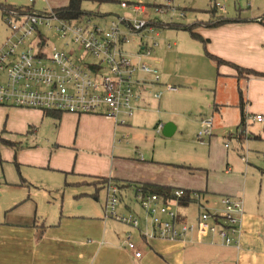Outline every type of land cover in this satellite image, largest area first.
<instances>
[{"label":"crops","instance_id":"crops-1","mask_svg":"<svg viewBox=\"0 0 264 264\" xmlns=\"http://www.w3.org/2000/svg\"><path fill=\"white\" fill-rule=\"evenodd\" d=\"M62 1L51 10L68 5V0ZM220 19L231 22L195 28L194 32L207 40L205 46L191 39L187 31L188 40L198 46L182 42L193 48L194 58L204 60L208 72L212 71L209 81L213 80L214 85L208 81L210 86L203 88L204 105L209 110L213 107L211 136L217 137L208 140L209 164L198 163L191 155L187 157L183 148V153L167 158L145 150L150 160L137 159L136 149L148 143L153 145L162 123H173V134L179 129L172 116L159 110L163 96L154 100L151 94H144L141 108L136 111L144 113V117L146 112L157 117L156 132L150 133L145 126L130 123L132 118L122 126L111 118L96 115L74 116L0 106V264H264V206L253 208L247 204L246 210L242 198L247 191L246 177L234 172L229 147L218 143L220 138L231 140L228 134L242 124V118L246 127L247 118L264 115V78L238 76L231 66L264 73V14L224 17L212 11L207 21L200 22ZM176 25L180 26L162 29H170L169 35L176 36L173 30L183 31L186 26L172 24ZM159 37L157 32L147 33L145 40L150 44L148 40L157 42ZM138 44L134 43L132 50L125 48L133 62L138 61L135 57ZM167 44L171 45L169 49ZM176 46L167 40L162 48L178 56ZM159 48L157 42L150 55L139 60L157 67L161 81L181 84L180 74L161 70L160 61H154ZM206 53L229 65H216ZM230 115L233 127L226 126ZM255 123L261 125L264 121ZM124 135L127 136L124 140L131 144H120ZM256 138L264 142V130ZM127 147L135 148L134 151L129 148L131 156L122 152ZM217 147L221 154L217 153ZM261 156L258 158L264 161ZM241 161L248 164L242 158ZM114 178L121 179L116 181L122 186L117 188L121 197L127 191L132 194L143 184L196 191L203 195V204L216 213L222 211V197L239 199L244 213L238 243L225 245L217 235L199 240L196 234H190L180 241L152 238L144 211L140 208L142 214L136 215L127 204L119 213L136 216L138 229L117 221L105 213L108 185L94 184L101 179L115 183ZM127 181L135 182L122 184ZM124 187L128 189L122 190ZM100 190L104 193L101 196ZM174 210L186 222H196L198 208L191 199L185 207L174 205ZM129 242L141 253L140 259L133 257L127 247Z\"/></svg>","mask_w":264,"mask_h":264},{"label":"built area","instance_id":"built-area-1","mask_svg":"<svg viewBox=\"0 0 264 264\" xmlns=\"http://www.w3.org/2000/svg\"><path fill=\"white\" fill-rule=\"evenodd\" d=\"M119 7L129 11L131 17L83 14L70 19L56 10L2 12L7 35L0 46V106L74 116L96 115L124 126L141 108L144 94L160 100L166 93L177 92V87L162 83L157 67L139 60L157 47L155 40L150 44L142 40L156 28L160 22L156 15L163 14L162 10L150 8L149 14V7L145 8L144 4L126 2H120ZM110 18L112 21L107 22ZM101 21L104 25L98 23ZM40 28L65 41L64 49H52L47 54L48 40L41 35ZM133 36L140 40L135 54L137 62L125 50ZM166 47L169 49L171 45ZM250 119L264 121L260 114ZM239 128L244 135L245 125ZM212 129V118L202 119L197 142L203 143L210 137ZM160 130L161 126L157 131ZM224 146L228 148V142ZM261 158L264 160V155ZM242 160L247 163V159ZM184 194V190L175 189L172 198L166 200L142 188L135 191V201L149 220L152 238L180 241L190 234H196L199 240L217 235L225 245L238 243L244 213L239 199L222 197V211L216 213L203 204L202 195L192 192L190 199L198 212L196 222L188 223L174 210ZM118 195L115 185L107 186L106 215L138 229L136 216L116 213ZM127 247L135 259L141 258L132 242Z\"/></svg>","mask_w":264,"mask_h":264},{"label":"rangeland","instance_id":"rangeland-1","mask_svg":"<svg viewBox=\"0 0 264 264\" xmlns=\"http://www.w3.org/2000/svg\"><path fill=\"white\" fill-rule=\"evenodd\" d=\"M119 2H126L130 5L144 4L145 8L149 7V14L152 13V10L150 8L159 7L162 10L163 14L156 15V20L163 23L161 25V28L156 27L153 29V33H148V35H153L156 32L160 34L157 42L160 44L161 48H159V50H156L154 61H160L161 70H166L168 73L171 72L172 74H174L173 72H176L182 77V80L180 81L181 84L173 80L165 82L162 79L163 83L175 86L178 88V90L174 93L164 94L160 102L159 109L161 113H168L170 116H172L178 123L179 129L170 137H164L162 135V131L157 134L155 133L156 142L153 145L151 143H148L144 148L138 147V151L136 149L137 159L145 161L150 160L147 158L148 155H145V150H147L148 152H151L153 150L155 156L160 158H167V156L183 153V148L184 153H186L187 157L191 155L197 159L196 162L201 164H209L207 159L208 140L211 138L215 139L217 137L210 136L205 139L203 143L197 142L196 137L198 135V132L200 131L199 121L204 118H212L211 114L213 111V107H211V110H209L207 106L204 105L205 92L203 91L204 86H210L209 82L213 83L212 86L214 85L213 80L209 81V77L212 71L210 70L208 72V67L204 60L201 61L193 57V48H191L190 46H187V48L186 46L182 45V42H187V44L191 43L188 45H195L196 47L198 46V44H192V42L188 40V33L185 30H173L177 34L176 36L171 37V35H169L170 29L166 30L162 28H167L170 26H180H172V24L188 25L192 24L195 21H207L210 18L212 11L224 17H234L237 14H241L242 16H244V14H264V0H84L81 4V9L82 12L86 14H116L122 17H131L129 11L123 10L119 7ZM61 3H63L62 0H0V5H3L5 7L15 6L14 8H18V11L21 12H28L33 10L36 12H40L51 10L58 8ZM20 7H29L30 9ZM106 20L107 22L112 21V18ZM98 23L100 25H104V21ZM6 26V22L4 21L2 12L0 10V46L4 42L7 35ZM40 32L41 35L48 40V48L46 49L47 54H49L52 49H56L58 51L64 49L63 47L65 41L58 40L53 36L52 32H49L44 28H40ZM167 40L170 41V43L175 42L177 44L178 47H176L179 49L180 55L177 56L175 54H172L170 51H166L164 50V48H162ZM139 41L140 40L138 37L133 36L131 38V42L125 46L126 50H132L134 43H139ZM142 42L146 43V40L143 38ZM148 42L151 41L148 40ZM174 49L175 48H173V50ZM88 61L91 60L89 59ZM165 64L167 66H165ZM244 75L245 74H243L242 76ZM145 114L146 115L144 117V113L136 112L130 120V123H134V126L137 124L140 125L139 127L145 126L148 130V133H150L151 131L154 132V128H156L154 123L157 122V117L154 115H150V112H146ZM201 116L202 119L200 120ZM232 121V116L230 115L228 117V122H226V126L233 127V125H231ZM168 123L171 122L162 123V125L164 126ZM238 123L240 122L237 121L236 125H238ZM246 123V133L244 135L239 132V125L237 129L233 131V133L231 132L228 134V137L231 138V140L225 141L220 138L221 140L219 139L218 143L223 147L225 142L229 143L228 151L230 166L233 168L234 172H239V174L246 177L247 191L245 194H243L242 198L246 205H244V207H246L247 210V204L248 206L250 205V207L253 208L261 205L264 206V174L262 173L264 172V161L258 158V155H264V142L256 138L264 130V124L258 125L250 118L246 119ZM171 124L173 125V123ZM126 137V135H124L123 138L120 137V144L132 143L130 141L124 140ZM240 138H242L243 140L239 141ZM214 143L216 142L214 141ZM237 145L240 148H236ZM129 148H133V151L135 150L134 147H127L124 148L122 152L126 155L131 156ZM216 149L217 153L219 151V153L221 154V149L219 147H217ZM241 158L247 159L248 164L245 165L241 161ZM114 180L115 182L121 181V179L118 178H114ZM133 182L127 181L122 182V184L124 183V185H129L133 184ZM139 183L140 182L138 181L137 184ZM94 184L104 185L103 180H99ZM106 185H115L118 188V184L114 182H107ZM123 189L128 188L124 187L122 188V190ZM134 191L132 192V194L130 191L122 193V197L118 195L119 203L116 209L117 214H120V209L122 208V206H124V204L132 206V211L130 212L136 215L142 214V210L135 201ZM100 193V196L104 194L101 190Z\"/></svg>","mask_w":264,"mask_h":264},{"label":"trees","instance_id":"trees-1","mask_svg":"<svg viewBox=\"0 0 264 264\" xmlns=\"http://www.w3.org/2000/svg\"><path fill=\"white\" fill-rule=\"evenodd\" d=\"M83 1L84 0H68V5L66 7L57 9L56 11H58L63 17H66V18H70V19L78 18L84 14L82 12V9H81V4ZM0 10H1V12H10V11L21 12V11H18V8H14L12 6L5 7L3 5H0ZM229 22H231V20H228V19H220L217 21H209V22H205V23L195 22L191 25H186L183 28L185 31H187L190 34L191 39H193L197 42H200L201 44H203L205 46L207 43V40L203 39L199 34L195 33L194 32L195 28L202 27V26L203 27H215V26H218L220 24L229 23ZM162 24H163L162 22H157L156 27H158V26L161 27ZM206 55L216 65H220V64H228L229 65L228 62H225L222 59L217 58V57H215L209 53H206ZM231 66L236 70L238 76H242L243 74H246L248 76L263 77L264 78V73L254 71L252 69H244V68L236 66L234 64H231ZM244 122L245 121L242 118V121H241L242 124L241 125H243ZM102 180L104 183V185H102V186H107L106 183L110 182L107 179H101L100 181H102ZM121 187L122 186L118 185V188H121ZM141 188H142V191H144V192L161 196L166 200L172 198L173 191L175 190V189L165 187V186H157V185H149V184H143ZM184 192H185L184 196L181 199H179V201H178L179 206H182V207L187 206L190 202V193L191 192L185 191V190H184ZM193 192H196V191H193ZM196 193H199L200 195H202L200 192H196ZM191 201H192V199H191Z\"/></svg>","mask_w":264,"mask_h":264},{"label":"water","instance_id":"water-1","mask_svg":"<svg viewBox=\"0 0 264 264\" xmlns=\"http://www.w3.org/2000/svg\"><path fill=\"white\" fill-rule=\"evenodd\" d=\"M174 132V126L172 124H166L162 129V134L165 137H170L173 135Z\"/></svg>","mask_w":264,"mask_h":264}]
</instances>
